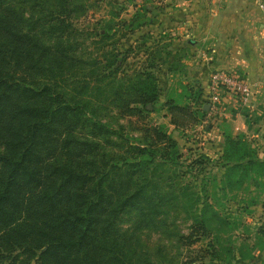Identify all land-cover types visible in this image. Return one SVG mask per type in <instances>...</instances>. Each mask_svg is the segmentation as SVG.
Masks as SVG:
<instances>
[{"label":"trees","instance_id":"obj_1","mask_svg":"<svg viewBox=\"0 0 264 264\" xmlns=\"http://www.w3.org/2000/svg\"><path fill=\"white\" fill-rule=\"evenodd\" d=\"M95 5L0 0V264H175L163 246L156 257L140 248L123 222L159 230L182 202L190 230L168 235L193 247L212 234L210 211L227 222L204 193L213 168L224 171L212 177L224 198L228 186L239 191L264 179L258 149L226 134L220 158L193 160V182L183 183L179 143L150 113L166 109L176 127L198 124L207 115L203 89L166 90L164 76L184 52L174 55L164 18L151 27L155 7L144 3L122 19L112 10L93 30L81 28ZM87 38L96 51H80ZM110 108L122 118L118 128L106 118ZM233 246L221 244L215 254L210 240L178 264H252L254 254Z\"/></svg>","mask_w":264,"mask_h":264},{"label":"crops","instance_id":"obj_2","mask_svg":"<svg viewBox=\"0 0 264 264\" xmlns=\"http://www.w3.org/2000/svg\"><path fill=\"white\" fill-rule=\"evenodd\" d=\"M164 1L165 12L152 14L155 20L151 27L158 28L164 18L161 29L170 37L174 55L184 52L183 77L203 89L201 102L207 111L204 122L213 121L206 125L208 134L213 135L207 144L221 154L226 134L241 135L260 148L259 155L264 158V15L258 6L260 0ZM130 11L133 14L134 9ZM216 70L234 73L256 85L251 102L244 103L238 95L221 91L223 103L215 115L207 95L210 76ZM172 75L164 76L166 87ZM257 208L264 210V204ZM261 241L251 249L256 256L252 264H264Z\"/></svg>","mask_w":264,"mask_h":264},{"label":"rangeland","instance_id":"obj_3","mask_svg":"<svg viewBox=\"0 0 264 264\" xmlns=\"http://www.w3.org/2000/svg\"><path fill=\"white\" fill-rule=\"evenodd\" d=\"M90 2H95L96 5L88 10V12L84 16L80 17L78 21V25L81 28H90V30L94 29V25L97 21L109 18L110 15H112V10L115 13L119 12L120 18L122 19V17L125 16H132L135 13L136 8L144 3L148 4L151 7H155L156 13L158 12L159 14L161 12H165L166 8V1L164 0H90ZM132 8L134 9L133 14L130 13V9ZM165 32L164 34H167ZM91 41L92 38H87L85 45L89 48H81L80 51H96L95 46L90 43ZM167 41L168 39L165 35L164 42ZM183 59L184 53L181 54L180 63H175L176 68L174 72L170 73L173 75L169 79L170 84H168V86L166 87L167 91L172 92V90H175L177 91V93H181L184 92L185 86L187 88L197 86L195 82L183 77V75L186 74V71L184 70L185 67L184 65H182L185 63ZM136 66L139 65L136 64ZM177 74H179L180 76H178ZM204 100L205 99H203V101ZM183 103H185V99ZM149 107L151 108L152 106L150 105ZM112 110V108L107 109L106 113L111 114ZM150 116V119L154 123L165 124L168 128V131L175 137V139L179 143L178 147L180 153L183 156V164L179 167L181 171L177 170V172L183 174L187 173L183 177V183L189 184L193 182V175L195 174L197 168V166L195 165H193V167L189 165L193 160L197 159L201 155H208L217 160L222 155L219 154V149H215L216 147H212L210 146L211 144H207L208 142H212L211 137H213V135L208 134V132L206 131V125L211 123L213 124V121L209 120V123L202 121L191 126L176 127L171 123V115H169L166 109L159 110L158 112H151ZM106 118H108V120L113 123L115 128H118L117 121L122 122V118L118 120L115 109L113 110L111 117L109 116ZM256 148L258 149V152L262 151L260 148ZM223 173L224 171L222 168H213L212 172L208 174L210 175L208 176L209 180H207L209 184L206 185V192L204 191V193L211 197L209 198L208 203L212 204L211 206L214 208L215 212L226 217L227 222L222 221L220 217L214 215L212 216L213 212L210 211L211 217L209 218V221L212 234L209 238L205 239L204 242L196 243L193 247L180 246L176 242L175 238H171L168 235L169 230L175 231L177 228L183 230L185 233H188L190 230L189 225L192 220L187 218V214L183 210L184 207L182 206V202L180 208H178L177 211L173 209L169 216H165L167 218V227L171 226L169 229L167 227H161L159 230L158 228L156 230H138L137 228L134 229L133 225L135 223H133V221H124L122 224L124 231L126 230L130 233L135 232L136 234H138V243L140 245V248L144 250L147 249L149 252L154 254V256L158 246H163V248H166L165 253L163 254L168 256V261H171L175 264H178L179 261L183 260L186 255L190 256L191 253L195 254L196 252L198 253L199 250L207 248L206 246L210 240L213 241V245L215 247L214 251L216 252L215 254H217L221 249V244H225L227 242H232L233 245H235L233 246L234 248H243L244 252L251 253V249L254 248L253 246L255 244H260L262 242L261 240H264V210L257 208L262 203L264 204V187L260 186V184L263 183L264 179H258L257 181H255L254 179H250V181L248 182L250 187L247 183L245 185V188L243 186V188L239 191H231V188L228 186L226 190L227 197L224 198V193L218 191L212 183V177L214 175L218 174L220 177L224 178ZM215 195H217V197ZM235 195H237L236 200L233 199ZM214 196L216 198H214ZM254 197L256 199H254ZM241 198H245V204L248 203L246 204V206L249 207L248 209L251 210V213L240 211V209H242V205L240 204L242 203L240 202ZM251 200H257V205H251ZM212 207H209L208 209L211 210ZM231 208H234L235 210H237V212L231 215V212L229 211ZM128 218H130L129 215L124 216V220H128ZM211 258H217V256H211Z\"/></svg>","mask_w":264,"mask_h":264},{"label":"built area","instance_id":"obj_4","mask_svg":"<svg viewBox=\"0 0 264 264\" xmlns=\"http://www.w3.org/2000/svg\"><path fill=\"white\" fill-rule=\"evenodd\" d=\"M258 6L264 15V0H260ZM255 86L256 85L234 73L220 70L214 71L210 76L207 95L211 110L215 115L219 114L223 103L220 95L221 91H227L232 95H238L244 103H250Z\"/></svg>","mask_w":264,"mask_h":264}]
</instances>
